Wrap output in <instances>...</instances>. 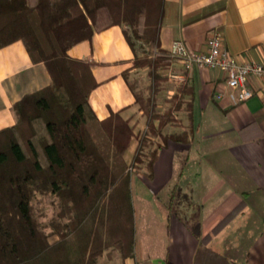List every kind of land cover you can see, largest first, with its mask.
<instances>
[{
	"label": "trees",
	"instance_id": "16d2710c",
	"mask_svg": "<svg viewBox=\"0 0 264 264\" xmlns=\"http://www.w3.org/2000/svg\"><path fill=\"white\" fill-rule=\"evenodd\" d=\"M164 5L165 0H0V48L21 41L31 62L43 64L51 79L50 86L14 103V124L0 130V264L135 258L132 176L151 180L160 150L168 142L187 144L194 125V91L185 83L158 110L163 71L174 60L160 46ZM114 25L122 27L132 51V67L122 77L145 118L129 163L124 153L132 128L119 113L97 119L88 102L97 87L90 64L68 55ZM131 70H146L145 88L130 79ZM179 112L187 127L163 133ZM47 198L55 212L43 223L41 202ZM193 264L236 263L204 239Z\"/></svg>",
	"mask_w": 264,
	"mask_h": 264
},
{
	"label": "crops",
	"instance_id": "0c3cea01",
	"mask_svg": "<svg viewBox=\"0 0 264 264\" xmlns=\"http://www.w3.org/2000/svg\"><path fill=\"white\" fill-rule=\"evenodd\" d=\"M213 30L222 33L226 51L238 63L264 65V0H165L159 32L163 50L180 41L206 53ZM68 55L90 64L97 87L88 102L97 119L119 113L132 128L124 153L129 163L145 118L122 77L133 59L122 27L94 33ZM169 68L194 91L193 131L187 144L168 142L160 150L151 180L135 174L142 178L135 192L131 185L135 258L112 264H193L204 239L236 264H264V82L249 78L253 96L239 101L238 91L227 87L217 69L186 71L176 60ZM50 85L44 65L31 62L21 41L0 48V130L14 124V103ZM175 117L177 123L164 133L187 127L183 112ZM139 218L145 224L140 238Z\"/></svg>",
	"mask_w": 264,
	"mask_h": 264
},
{
	"label": "built area",
	"instance_id": "2783aa9c",
	"mask_svg": "<svg viewBox=\"0 0 264 264\" xmlns=\"http://www.w3.org/2000/svg\"><path fill=\"white\" fill-rule=\"evenodd\" d=\"M207 52L197 53L189 50L180 41H174L167 52L180 63L184 70L188 71L194 66L199 69H217L225 75V83L228 88L238 91V100L246 101L253 96V92L247 88L249 78H256L264 82V65L250 61L238 63L231 57L224 46L222 33L213 30L208 35ZM264 47V42H263ZM169 82H182L180 75L168 72ZM219 99L220 96L217 95Z\"/></svg>",
	"mask_w": 264,
	"mask_h": 264
},
{
	"label": "rangeland",
	"instance_id": "374dc122",
	"mask_svg": "<svg viewBox=\"0 0 264 264\" xmlns=\"http://www.w3.org/2000/svg\"><path fill=\"white\" fill-rule=\"evenodd\" d=\"M168 72L171 73L169 67L166 70L163 71V76L162 77L165 79L166 84H165L164 90L158 95V98H159L158 110L160 112H162L163 110H165L167 108V106H168L167 103H166V101H165L166 97L169 96V95L171 96V94L174 91H176V89L180 85H182L184 83V81H182V82H178V81L169 82L168 77L166 76V74H168ZM130 79L131 80H133V79L137 80L138 83H139V87L140 88H145L148 85V77L146 75V70H136L134 72L132 71L131 72V75H130ZM168 86H170L171 89L167 88ZM166 89L171 90V92L165 91ZM64 95H65V93H64ZM160 95H162V96H160ZM140 136L141 135L139 134L137 136V138H139ZM34 142H35V146L37 147V149H38V151H39V153L41 155L42 153H41L39 147L37 146L36 140H34ZM141 181H142V178L140 176L135 175V174L132 176V183H131V185L133 187L134 192H135V189L137 188V185L139 183H141ZM132 195L134 197L135 193H132ZM133 200H134V198H133ZM41 207H42L43 212L46 215L45 217L41 218V220H42L43 223H46L47 222V219L55 212L54 203L52 202V200L50 198L43 199L42 202H41ZM145 214L146 213H144L143 216H145ZM143 220H144V217H143L142 221ZM142 221L139 218V225H138V227H139L138 228V237L139 238L141 237V234L143 232V228L145 226V224L142 225ZM144 232H145V230H144ZM53 240L54 239H50V241H53ZM138 253L141 254V250L140 249H138ZM140 256L141 255H139V257ZM114 259L116 260V259H118V257L113 254V255H110V256H105L104 258H102L101 261H103L105 264H110V263L112 264L113 263L112 261H114Z\"/></svg>",
	"mask_w": 264,
	"mask_h": 264
}]
</instances>
